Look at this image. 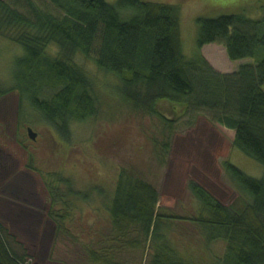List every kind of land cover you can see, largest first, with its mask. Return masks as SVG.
Returning a JSON list of instances; mask_svg holds the SVG:
<instances>
[{
    "label": "trees",
    "instance_id": "1",
    "mask_svg": "<svg viewBox=\"0 0 264 264\" xmlns=\"http://www.w3.org/2000/svg\"><path fill=\"white\" fill-rule=\"evenodd\" d=\"M197 25L198 52L191 59L183 52L178 4L0 0V39L22 49L14 61V84L6 87L0 81V99L18 91L20 105L29 101L68 141L73 123L93 118L99 111L95 82L74 59L80 54L118 78L123 100L134 111L162 122V140L154 142L162 163L170 153L176 124L189 114L201 113L233 130V148L264 166V0H250L240 12L199 17ZM210 44L224 46L232 61H254L221 73L201 53ZM165 106L176 116L168 115ZM223 168L238 193L234 201L226 205L191 181L195 213L182 216L164 212L158 189L136 170L123 167L113 190H99L103 197L94 211L104 212L108 225L93 218L85 224L89 231L84 228L81 236L68 228L67 221L76 201L89 202L90 194L58 175L57 183L47 184L48 215L56 223L57 235L68 241L63 239L62 247L55 250L57 261L206 264L193 245L173 244L172 231L179 223H189L203 245L226 243L223 255L210 264H264V175L251 177L229 160ZM60 206L62 212L56 210ZM29 257L24 245L0 222V264H28Z\"/></svg>",
    "mask_w": 264,
    "mask_h": 264
},
{
    "label": "rangeland",
    "instance_id": "2",
    "mask_svg": "<svg viewBox=\"0 0 264 264\" xmlns=\"http://www.w3.org/2000/svg\"><path fill=\"white\" fill-rule=\"evenodd\" d=\"M143 1L179 5L183 52L187 58L196 59L197 19L243 11L250 0ZM21 53L19 45L0 39V81L6 87L14 84V61ZM201 53L221 73H232L242 64L254 61H232L225 47L219 44L205 45ZM74 59L95 82L99 111L93 118L73 123L68 141L43 120L29 101L25 99L20 105L18 91L0 99V215L8 228L26 242L28 264L60 262L55 250L62 247L65 239L57 235L48 215L51 197L47 188V184L57 183L58 175L70 179L76 190L90 194L91 201H76L67 221L68 228L79 236L84 228L89 231L85 224L93 218L108 225L107 215L94 211L103 197L99 190H113L123 167L136 170L158 189L159 206L164 212L182 216L195 213L197 201L192 199L188 187L191 181L226 205L234 201L238 193L227 181L223 168L226 160L251 177H263L262 164L233 148L234 131L201 113L189 114L176 124L170 153L162 163L154 145L162 140V122L134 111L123 100L118 78L99 69L92 58L78 54ZM165 110L168 115L176 116L171 107L165 106ZM28 128L37 134L36 140L29 136ZM56 210L62 212L61 206ZM172 236L175 247L176 242L193 245L206 264L225 251L224 241L203 245L189 223H179ZM181 244L178 243L179 249Z\"/></svg>",
    "mask_w": 264,
    "mask_h": 264
},
{
    "label": "crops",
    "instance_id": "3",
    "mask_svg": "<svg viewBox=\"0 0 264 264\" xmlns=\"http://www.w3.org/2000/svg\"><path fill=\"white\" fill-rule=\"evenodd\" d=\"M53 221V220H52ZM0 222L2 223V224H5L6 225V222L4 221V218L0 215ZM54 222V221H53ZM54 224H55V228H56V223L54 222ZM7 226V225H6ZM7 228H8V226H7ZM9 229V228H8ZM10 230V229H9ZM10 233L12 234V235H14L16 238H17V240L20 242V243H22L23 245H24V247L26 248V250L28 251V249H27V244H26V242L25 241H23V240H21L20 238H18V236L13 232V231H11L10 230ZM28 253H29V251H28ZM48 261H50V260H48ZM50 264H64V263H61V262H53L52 261V263H50Z\"/></svg>",
    "mask_w": 264,
    "mask_h": 264
},
{
    "label": "water",
    "instance_id": "4",
    "mask_svg": "<svg viewBox=\"0 0 264 264\" xmlns=\"http://www.w3.org/2000/svg\"><path fill=\"white\" fill-rule=\"evenodd\" d=\"M28 133H29V136H30L33 140L36 139L37 134L33 131L32 128H28Z\"/></svg>",
    "mask_w": 264,
    "mask_h": 264
},
{
    "label": "flooded vegetation",
    "instance_id": "5",
    "mask_svg": "<svg viewBox=\"0 0 264 264\" xmlns=\"http://www.w3.org/2000/svg\"><path fill=\"white\" fill-rule=\"evenodd\" d=\"M36 139H37V137H36ZM36 139H35V140H36Z\"/></svg>",
    "mask_w": 264,
    "mask_h": 264
}]
</instances>
